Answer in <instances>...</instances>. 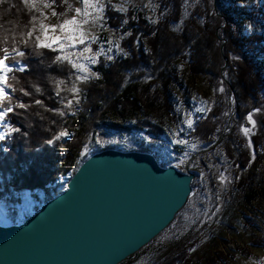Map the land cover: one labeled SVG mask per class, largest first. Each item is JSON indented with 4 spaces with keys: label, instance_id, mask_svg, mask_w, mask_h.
Segmentation results:
<instances>
[{
    "label": "trees",
    "instance_id": "obj_1",
    "mask_svg": "<svg viewBox=\"0 0 264 264\" xmlns=\"http://www.w3.org/2000/svg\"><path fill=\"white\" fill-rule=\"evenodd\" d=\"M43 1L50 3L35 0L33 8L23 0H7L0 5V56L3 48L11 52L16 46L25 55L14 59L28 66L27 71L9 74L7 80L14 92L3 107L10 106L14 112L6 116L9 131L0 141V201L7 211L0 225H18L32 215L21 219L13 209L25 192L35 199L37 212L66 190L87 158L105 149L150 153L162 167L172 166L165 157L163 127L175 120L172 89L183 85L178 62L188 65L194 75L206 77L219 74L225 57L224 71L230 83L227 93L235 101V119L243 121L246 114L264 107V0H203L204 7L196 9L194 19L188 24L184 21V28L178 32L173 28L182 21V0H155V19L146 17L142 4L124 13L105 4L102 27L119 38V49L101 52L91 67L92 80L80 84L72 67L56 60L57 51L36 48L32 41L25 44L26 33L33 28L31 17H39ZM52 6L63 14L66 0H55ZM221 39L225 41L222 49ZM36 100L41 103L36 104ZM21 102L24 108L19 107ZM215 104V109L199 118L187 134V141L196 145L194 152L208 149L223 133L224 125L219 128L218 120L225 105L220 96ZM209 116L215 117L214 122ZM258 124L259 131L251 138L254 156L234 132L210 152L215 154L222 148L224 156L234 160L238 173L232 175L233 195L245 217L242 208L246 210L264 198V111ZM62 131L68 135L57 139ZM114 136L116 139L102 140ZM215 164L207 160L200 170L212 175ZM189 169L195 174L191 184L194 192L199 175ZM207 185L212 216L222 193L214 178ZM222 237L224 234L206 223L192 243L179 245L157 264H228L231 255L221 248ZM149 245L121 264L139 256ZM252 245L259 246L257 242ZM238 251L246 256V249Z\"/></svg>",
    "mask_w": 264,
    "mask_h": 264
},
{
    "label": "rangeland",
    "instance_id": "obj_2",
    "mask_svg": "<svg viewBox=\"0 0 264 264\" xmlns=\"http://www.w3.org/2000/svg\"><path fill=\"white\" fill-rule=\"evenodd\" d=\"M182 2V21L178 26L173 28L177 32L184 28V21L188 24V21L194 19L192 17L196 9L204 7L203 0H182ZM45 3L46 1H43L39 6L41 12L45 13L48 18L44 20L41 17L40 21L43 20L45 24L57 25L65 19L75 17L79 30L84 33L85 44H79L78 41H75V48L65 45L64 52L56 50L58 55L68 57V60L63 61L70 66L71 63L84 65L83 70H74L77 83L79 84L90 79L92 80L93 74L91 67L97 62L98 57L96 52L100 51V49L108 52L111 50L118 51L119 49V38L102 27V11L96 10V4H99L102 9L105 4H111L117 11L123 13L131 6L142 4L147 12L146 17L148 19H155L156 15L155 0H94V3L89 6L87 15L83 12L84 5L82 0H66V10L62 15L58 16L52 15L53 10L56 12V7L52 5L45 7ZM78 7L82 9L80 15L75 13V9ZM40 21L35 25L36 31L34 32V36L40 34ZM59 32L60 30L57 29V34ZM89 41L91 42L90 44L88 43ZM221 43L222 49L225 41L221 39ZM85 47H89L91 50L83 53V56H81L80 50ZM89 57H94L96 62L93 64L88 59ZM227 62V59L223 57L224 66L219 74L206 75V77L194 75L185 63L178 62L177 64L183 85L182 88L172 89V95L174 97L173 115L175 116V120L166 122L163 127L165 134L163 143L167 149L165 157L171 162L172 166L183 172L189 171V168L196 171L199 175V185L192 192V195H190L187 206L175 219L173 225L162 236L157 239L155 238L156 241L154 243L148 244L149 247L144 252L131 259L127 264H157L179 245L192 243L193 236L198 235V232L206 223L209 228L216 227L219 234H224V237H222L224 245L221 248L224 249L227 255H231L228 258V264H264V198L256 200L246 210L242 208L248 216L245 217L235 205L233 195L232 175L238 173L237 166H235V163L233 164L234 160H228L224 156L222 148H218L215 154L210 153L219 147L226 136H231L233 132L235 137L237 136L243 139L248 151L253 153L252 142L251 146H249V141H251L253 135L258 133V119L264 111V107H258L251 112L253 114V120L255 121V127H253L252 121L247 120L246 117L243 121H237L235 119L236 116L233 110L235 101L232 95L227 93V87L230 85L224 71ZM77 77L81 78L77 79ZM84 77L88 79H84ZM220 88H223L224 91H219ZM219 96L225 105V111L223 110V113L220 112L222 116L218 120L219 128L222 124L224 125L223 133L218 141L208 149L194 152L196 145L187 141V134L192 130L195 122L199 118L202 116L206 117L209 111L215 109V103ZM198 109H204V111L199 112L197 111ZM257 109L261 111L258 112ZM214 118V116H209L208 119L214 122ZM190 120L192 121L191 128L187 126ZM245 127L250 130L247 134L244 132ZM6 131H9L8 124L5 120L0 121V135H4ZM112 139H116L115 136L102 138V140ZM177 140H182L184 143L177 144L175 143ZM173 150L180 151L181 153H175ZM203 154L206 155L201 157ZM207 160H212L216 163L211 169L212 175L208 171L204 172V170H200L202 163L207 162ZM221 175L224 176V181L220 180ZM211 177L220 185L219 188L222 193L219 208L213 212L212 216L210 210L211 204L209 203V196L207 194V183H210ZM35 206L36 201L33 196L29 192H25L19 205L13 207V209L18 212L19 218L22 219L25 215L33 214L36 208ZM4 208H6L4 202L2 204L0 201V219L7 216V211ZM256 242L259 246L252 245V243ZM238 248L246 249V256L242 255L238 251Z\"/></svg>",
    "mask_w": 264,
    "mask_h": 264
},
{
    "label": "water",
    "instance_id": "obj_3",
    "mask_svg": "<svg viewBox=\"0 0 264 264\" xmlns=\"http://www.w3.org/2000/svg\"><path fill=\"white\" fill-rule=\"evenodd\" d=\"M193 172L150 153L105 149L21 224L0 225V264H121L175 220Z\"/></svg>",
    "mask_w": 264,
    "mask_h": 264
},
{
    "label": "snow or ice",
    "instance_id": "obj_4",
    "mask_svg": "<svg viewBox=\"0 0 264 264\" xmlns=\"http://www.w3.org/2000/svg\"><path fill=\"white\" fill-rule=\"evenodd\" d=\"M6 2H7V0H0V5H3ZM82 2L84 5L83 12L85 15H87L89 6H90V4L94 3V0H82ZM23 3L25 5L31 4L32 7L35 8V0H23ZM54 3H55V0H50V3L46 2L44 4V6L50 7ZM13 6H15V5H13ZM95 8L97 11H103V9L101 8V6L99 4H96ZM75 13L77 15H80L82 13V9L79 7L76 8ZM52 15L58 16V15H62V14L57 13L53 10ZM39 17H43L44 20H46L48 18L46 16V14L43 12L39 13ZM39 17H37L36 15H33L31 17V21L33 22V28L27 31L26 37L28 39L25 40V44H28L29 41H32V43L34 44V46L36 48L51 49L53 51L59 50L60 52H64L65 45H67L71 48H75L76 47V44L74 43L75 41H78L79 44H85L84 33L79 30V26L77 24V20L75 17H73L71 19H65L57 25L45 24L43 22V20H41L39 23L40 34H37L34 36V32L36 31L35 21H37V19ZM126 22L127 21H125V23ZM57 29L60 30L59 34H57ZM33 36H34V40L32 39ZM88 43L90 44L91 42L89 41ZM90 50L91 49L89 47H85L82 50H80V55L83 56V53L89 52ZM2 51H3V56H0V105H3L4 101L6 99H10L12 92H14V89H9L8 85H7V80H8L9 74L14 73L16 70H19V71H27L28 70L27 65H24L22 62L16 61L14 59V57L16 55L23 57L25 55L24 50H20L18 47L13 46V49L11 52L9 51V49L7 47L3 48ZM103 51H104V49H100V51L97 52V56H99L101 54V52H103ZM10 59L12 62L8 63V61ZM88 59L91 60V62L93 64L96 62L94 57H89ZM109 59H111V57H109ZM56 60L57 61L68 60V57L58 55V56H56ZM71 67L73 70H75V69L83 70L84 65L77 64V63H71ZM80 78L81 77H77V79H80ZM84 79H88V78L84 77ZM73 91H75V89H73ZM219 91L223 92L224 89L220 88ZM24 95H28V93L24 92ZM35 103L40 104L41 101L36 100ZM69 103H71V102H69ZM19 107L24 108L25 104L23 102H21L19 104ZM197 111L203 112L204 109H198ZM257 111L259 112L261 110L257 109ZM13 112H14V109L10 106L9 107H3L2 109H0V121H4L5 117L9 113H13ZM61 115H63V113H61ZM246 118H247V120L252 121L253 127H255V121L253 120V114L252 113L246 114ZM187 126L189 128L192 127V121L191 120L188 121ZM13 131H17V129H13ZM249 131H250L249 128H247V127L244 128V132L246 134L249 133ZM65 135H67V133L62 131L59 133V136L57 137V139L65 136ZM5 139H6L5 135H0V141H4ZM48 143H52V140H49ZM175 143L181 144V143H184V141L177 140V141H175ZM249 146H251V141H249ZM253 156H254V153H253ZM224 179H225L224 176L221 175L220 180L224 181Z\"/></svg>",
    "mask_w": 264,
    "mask_h": 264
}]
</instances>
